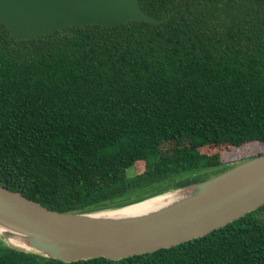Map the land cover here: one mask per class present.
Here are the masks:
<instances>
[{"label":"trees","instance_id":"16d2710c","mask_svg":"<svg viewBox=\"0 0 264 264\" xmlns=\"http://www.w3.org/2000/svg\"><path fill=\"white\" fill-rule=\"evenodd\" d=\"M138 3L156 19L172 14L20 40L0 25L1 185L84 213L264 154L244 148L228 164L225 151H201L264 144V0ZM0 264H264V204L201 237L116 261L65 263L0 240Z\"/></svg>","mask_w":264,"mask_h":264},{"label":"water","instance_id":"95a60500","mask_svg":"<svg viewBox=\"0 0 264 264\" xmlns=\"http://www.w3.org/2000/svg\"><path fill=\"white\" fill-rule=\"evenodd\" d=\"M138 0H0V25L17 40L71 26L160 24ZM165 202L149 206L156 199ZM264 204V154L204 180L91 212H58L0 184V240L65 263L150 253L201 237ZM137 206V210H128Z\"/></svg>","mask_w":264,"mask_h":264},{"label":"rangeland","instance_id":"374dc122","mask_svg":"<svg viewBox=\"0 0 264 264\" xmlns=\"http://www.w3.org/2000/svg\"><path fill=\"white\" fill-rule=\"evenodd\" d=\"M244 148H245V150H250L251 153L264 152V144L262 146H260V145H257V146L256 145H249L246 147L243 146L239 151H237V149L236 150H230V149H224V148L214 149L212 147L201 149V151L209 153V154H211L215 151H219V152L225 151V152H223V155H222V161H223V163L226 162V163L230 164V163L239 161L238 158H240L241 154H244V152L242 150ZM237 152H239V153L237 154ZM140 167H141V163L137 164V166L135 168L132 167V168L128 169L127 174L133 175L135 169L139 170Z\"/></svg>","mask_w":264,"mask_h":264},{"label":"bare ground","instance_id":"6f19581e","mask_svg":"<svg viewBox=\"0 0 264 264\" xmlns=\"http://www.w3.org/2000/svg\"><path fill=\"white\" fill-rule=\"evenodd\" d=\"M163 202H165V199H163V198H159V199H156V200H154L153 202H151V203L149 204V206L158 205V204H161V203H163ZM128 210H137V206L131 207V208H129Z\"/></svg>","mask_w":264,"mask_h":264}]
</instances>
